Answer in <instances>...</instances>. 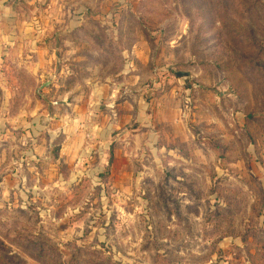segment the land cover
<instances>
[{
    "label": "rangeland",
    "instance_id": "1",
    "mask_svg": "<svg viewBox=\"0 0 264 264\" xmlns=\"http://www.w3.org/2000/svg\"><path fill=\"white\" fill-rule=\"evenodd\" d=\"M51 9L74 108L0 128V264H264V0H0Z\"/></svg>",
    "mask_w": 264,
    "mask_h": 264
},
{
    "label": "crops",
    "instance_id": "2",
    "mask_svg": "<svg viewBox=\"0 0 264 264\" xmlns=\"http://www.w3.org/2000/svg\"><path fill=\"white\" fill-rule=\"evenodd\" d=\"M60 10L61 16L51 9L45 18L42 19L40 16L39 21L34 17L35 22L31 23L9 18L11 14L7 11H4L0 18V128L3 131V138L10 131L6 124L9 126L14 124L12 130L19 134L21 128L26 126L27 134L36 136L37 126L31 125L36 124L40 116L49 122L59 118L62 123L72 118L70 109H73L74 105L69 98L73 91L70 88H63L64 85L61 83L69 74V69L64 66L66 61L63 59L59 61L49 46L56 32L67 33V36L61 35L64 43L68 42L67 37L72 31L71 27L66 25V20L70 16L65 10ZM79 27L80 24L77 28ZM65 44L69 46V43ZM59 85H62L61 88ZM100 85L99 80L88 83L89 88H93L94 93L98 94V101L101 97ZM22 91L23 96H28L25 100L21 97ZM54 92L61 95L55 101L48 97ZM107 104L110 108L115 106L110 102ZM82 108L87 110L85 107H78L80 110ZM48 111H60L63 114L55 116ZM72 112L80 115L76 107ZM11 113L14 115L13 119L9 116Z\"/></svg>",
    "mask_w": 264,
    "mask_h": 264
}]
</instances>
